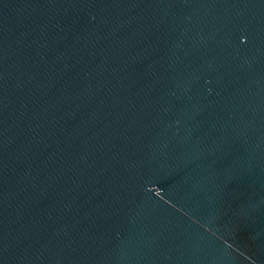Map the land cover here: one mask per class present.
Instances as JSON below:
<instances>
[{
	"label": "water",
	"instance_id": "water-1",
	"mask_svg": "<svg viewBox=\"0 0 264 264\" xmlns=\"http://www.w3.org/2000/svg\"><path fill=\"white\" fill-rule=\"evenodd\" d=\"M0 264H264V0H0Z\"/></svg>",
	"mask_w": 264,
	"mask_h": 264
}]
</instances>
